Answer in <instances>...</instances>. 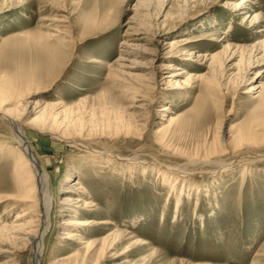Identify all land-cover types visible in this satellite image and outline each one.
Returning a JSON list of instances; mask_svg holds the SVG:
<instances>
[{
    "label": "rangeland",
    "instance_id": "374dc122",
    "mask_svg": "<svg viewBox=\"0 0 264 264\" xmlns=\"http://www.w3.org/2000/svg\"><path fill=\"white\" fill-rule=\"evenodd\" d=\"M2 102L0 225L23 218L0 242L15 264H37L15 238L44 206L32 168L39 206L18 202L19 151L49 181L39 264H264V0H0ZM55 115L64 138L41 131ZM240 121L250 143L234 140ZM75 216L108 224L66 226Z\"/></svg>",
    "mask_w": 264,
    "mask_h": 264
},
{
    "label": "bare ground",
    "instance_id": "6f19581e",
    "mask_svg": "<svg viewBox=\"0 0 264 264\" xmlns=\"http://www.w3.org/2000/svg\"><path fill=\"white\" fill-rule=\"evenodd\" d=\"M173 44H175V42ZM168 68H171L173 70L175 69L176 71H178L177 73L172 74L171 76L180 75L182 73L187 74V72L184 69H180L178 66L168 65ZM168 84L170 85L169 87H171V88L180 87L179 83L178 84H174L173 81H170ZM253 91L254 90H251V92H253ZM135 102H136V100H135ZM5 106H7V103L2 102L1 105H0V110H3V108ZM39 109H40L39 113H41V115H43V114H45L47 112V110L52 109V107L50 106V107L42 108L41 106H39ZM167 110H168V108H164L162 112H166ZM163 116H165V115H163ZM59 117H60L59 115L51 116L43 124L41 131L42 132L45 131V132H48L50 134H56L58 136L60 135L62 138H64L65 134L63 132H60V130H59L61 128V126L64 124V121H61V119ZM241 123H242V121L234 124L232 128H235L236 125L241 124ZM57 128H59V129H57ZM235 129H236L235 132H237V135H236V138L234 140L235 141L237 140V144L238 143L239 144H244L245 142L250 143L249 141H251V139L253 137V133L251 131H249L247 128L236 127ZM226 139H227V134H224V136L221 137V142L225 143ZM22 141H23V136L21 138V143L24 146L23 147L24 151H26L27 150V148H26L27 146L25 145L26 143H24ZM29 151L30 150H27L28 156L31 155V152H29ZM14 157L15 158H20V160L18 162V165L16 166L17 170L18 169L24 170L26 172V175H27L25 180L20 179L19 182H18V185L22 188L21 190H18V192L22 195L21 197H18L19 198L18 202L23 203V204H33L32 206H30V208H32V207L38 208L37 206H39V201L37 200L39 198L37 197L33 176L30 173V169L29 168H32L34 170V172L36 174V177L38 178V183L41 186V191L40 192L42 194V203L44 205V206H42V209H41L42 215L38 216L39 221H33V223L30 225L31 228L37 227L38 230L37 231L31 230V231L26 232V233L22 232L19 235H21L23 237L19 236V237L15 238V240H17L18 242L20 241V242L24 243L27 246L33 241V244L37 248V251H36V255H37V259H38L37 264H39V262H40L39 258H40V254H41V244H42L43 236L45 234V231H44V226L45 225H43V224L46 221H48L49 215H50V211H51V206H52V199L47 194V192H48L47 191V187H48L49 181H48L47 176L44 175L43 172L41 171L40 166L35 161L36 159L34 157L30 156V159L32 160L31 164H28L29 162L25 161V159L22 158L21 151L17 152L14 155ZM72 169L73 168H71L69 172H70V176L72 175V177H73V174H75V171L72 170ZM70 176L67 179L66 186H69L68 182L70 181ZM76 185L78 186V188L76 187L78 189V191L80 190V191H84L85 194L87 193V189L83 187V184H80L79 182H76ZM1 200L2 199H0V205L2 204ZM80 201H83V206L82 207H84V209L88 210V211L91 210L93 207L95 208V206H97L95 203L87 202V201H84L82 199H79L78 202H80ZM63 203H65L68 206L72 204V203H70L69 200L66 201V202H63ZM77 204H79V203H77ZM30 208L25 212L26 215L29 216V215H32L34 212H38V211H36V209H31L30 210ZM67 211L70 212V213H78L71 206H69L67 208ZM14 218H16L15 222L17 224L20 220H22L23 217L19 216V217H14ZM73 218H75V219H68L66 221L65 225L66 226L73 225V226H78V227L79 226L80 227H86V226H97V225H100V224H108L106 222H97L96 220H81V219H78L76 216L73 217ZM15 222H12V224H10L9 226L0 225V231L3 232V234H5V233H7V234L8 233L9 234H18L17 230L15 231V229H17V227L14 225ZM36 223H39V226H35ZM68 229H70V228L68 227ZM64 231H67V230H64ZM78 233H79L78 230H75V232L69 230V231L65 232L64 235H69L70 239H75V240L79 239V240H81V238H80L81 235L78 234ZM120 239H121V233H117L115 238H113V239L108 241V243L106 244V247L103 249L101 254H103L107 250L112 249L115 246V244L120 241ZM137 243H141V242L138 241ZM17 252H19V251H18V249L15 246H12L9 243L0 242V255H10L9 257H7L8 259L4 263H1V264H15V262H14L15 259H11V258H12V256L16 255ZM54 264H61V262H58V263L55 262Z\"/></svg>",
    "mask_w": 264,
    "mask_h": 264
}]
</instances>
